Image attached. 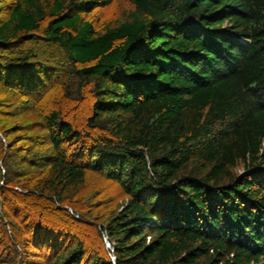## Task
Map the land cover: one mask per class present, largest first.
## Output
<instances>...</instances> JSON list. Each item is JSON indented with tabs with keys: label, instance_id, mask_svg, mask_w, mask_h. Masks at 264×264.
<instances>
[{
	"label": "trees",
	"instance_id": "trees-1",
	"mask_svg": "<svg viewBox=\"0 0 264 264\" xmlns=\"http://www.w3.org/2000/svg\"><path fill=\"white\" fill-rule=\"evenodd\" d=\"M0 1V264H264V0Z\"/></svg>",
	"mask_w": 264,
	"mask_h": 264
},
{
	"label": "rangeland",
	"instance_id": "rangeland-1",
	"mask_svg": "<svg viewBox=\"0 0 264 264\" xmlns=\"http://www.w3.org/2000/svg\"><path fill=\"white\" fill-rule=\"evenodd\" d=\"M4 9H5V5H4L3 2L0 1V18L2 16H5ZM127 9H129L128 1L127 0H118V2L115 3L114 5H112L111 7H108L105 10L98 11L95 14V19H96V22H97L98 29L101 30L103 28V26H106L108 24L112 25V24H114V23H116L118 21H121L124 18V16H125L124 12ZM73 108H75V106H73ZM77 111H78V109H76V112ZM1 120H4L5 124H7L9 126H11V125H13L15 123L14 119L10 120V119H8V117L4 118L2 116ZM12 151H15V149L11 150L9 148V150H8V154L9 155L8 156H10V153H12ZM243 168L244 167L241 165L238 169H236V173L241 174V172L243 171ZM104 186H105V188H106V190L108 192V193H106L107 194L106 196L108 198H111V196L114 195V194L116 195V198H119L121 196V194L119 193L118 188L116 186L115 187H112L111 185L110 186L104 185ZM14 201H16V199H14ZM17 202H18L17 205H19V209L21 210V213L22 214H26V212H25L26 210L25 209H27L26 208L27 205L25 204V202L22 201L21 199H19ZM72 214H74V213L72 212ZM57 220L61 221L60 219H57ZM60 223L61 222H59V224ZM94 224H96V222ZM60 225H62V224H60ZM58 227H61V226L58 225ZM63 227L66 228L69 233L76 235V239H80L84 231H87V230L89 231L90 230V228L86 227L85 225L84 226H81V225L78 226V225H75L73 223H68L67 225H64ZM63 227H61V228L63 229ZM81 230H83V231H81ZM37 259H38V257H37ZM37 259L35 258L33 260L36 263H34V262L32 263V261H31L30 264H47L49 262L48 260H44V259L40 260L39 259L40 261H38Z\"/></svg>",
	"mask_w": 264,
	"mask_h": 264
}]
</instances>
